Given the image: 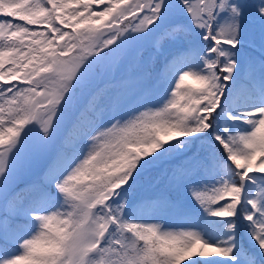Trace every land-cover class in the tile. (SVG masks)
<instances>
[{
  "label": "snow or ice",
  "instance_id": "1",
  "mask_svg": "<svg viewBox=\"0 0 264 264\" xmlns=\"http://www.w3.org/2000/svg\"><path fill=\"white\" fill-rule=\"evenodd\" d=\"M0 264H264V0H0Z\"/></svg>",
  "mask_w": 264,
  "mask_h": 264
},
{
  "label": "trees",
  "instance_id": "2",
  "mask_svg": "<svg viewBox=\"0 0 264 264\" xmlns=\"http://www.w3.org/2000/svg\"><path fill=\"white\" fill-rule=\"evenodd\" d=\"M93 7L94 9L96 8L95 5ZM103 7H104L103 5L100 6V10H102ZM129 19H131V17ZM29 27H36V26H29ZM41 30L43 29L41 28ZM255 51L257 52V54L259 53L258 48H256ZM154 56H155V52L152 48V55L150 58ZM148 65H149L148 67V70H149L150 60H149ZM13 83H16V82H13ZM188 83H191V82L189 81ZM166 191H170V189L168 186L167 177L164 171L161 170L159 173H152L150 176L143 178L139 184L137 194L140 196L151 197V196H155V195L161 194Z\"/></svg>",
  "mask_w": 264,
  "mask_h": 264
},
{
  "label": "rangeland",
  "instance_id": "3",
  "mask_svg": "<svg viewBox=\"0 0 264 264\" xmlns=\"http://www.w3.org/2000/svg\"><path fill=\"white\" fill-rule=\"evenodd\" d=\"M147 44L143 46L142 55L140 57L135 56V54H130L125 63L121 66L120 72L117 75L128 74L133 79L144 75L148 72L149 60L152 55V48ZM63 133L61 132V135ZM57 142H59V137ZM21 179H27L26 176H21ZM187 195V194H185ZM167 219V218H166Z\"/></svg>",
  "mask_w": 264,
  "mask_h": 264
}]
</instances>
